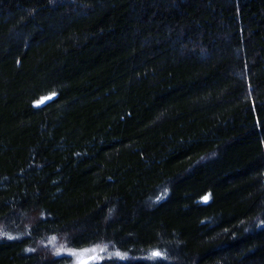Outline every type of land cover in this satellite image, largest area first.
Here are the masks:
<instances>
[{"label": "trees", "instance_id": "obj_1", "mask_svg": "<svg viewBox=\"0 0 264 264\" xmlns=\"http://www.w3.org/2000/svg\"><path fill=\"white\" fill-rule=\"evenodd\" d=\"M0 264H264V0H0Z\"/></svg>", "mask_w": 264, "mask_h": 264}]
</instances>
